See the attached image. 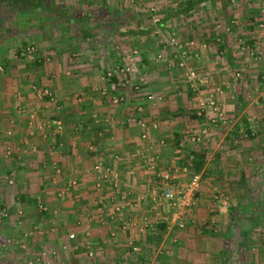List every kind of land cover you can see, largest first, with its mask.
I'll use <instances>...</instances> for the list:
<instances>
[{"label":"crops","instance_id":"crops-1","mask_svg":"<svg viewBox=\"0 0 264 264\" xmlns=\"http://www.w3.org/2000/svg\"><path fill=\"white\" fill-rule=\"evenodd\" d=\"M41 1L6 12L0 7V176L11 177L17 202L46 204L35 216L44 229L39 240H63L68 264H264V0H197L187 13L168 6L170 0ZM155 1L159 26L182 13L210 17L207 47L195 44L198 55L187 64L207 77L208 87H221L216 95L226 124L213 126L194 114V95L168 53L172 47L164 46L165 61L154 57L163 49L155 41L159 30L139 16ZM11 12L14 23L4 31L1 22ZM230 18L232 32L254 34L242 43L223 35ZM216 20L224 21L221 29ZM24 42L36 45L35 60L16 54ZM132 47L138 55L128 82L104 92L105 69L121 65ZM259 47L261 55L253 56ZM112 93L121 95L115 103ZM146 93L161 99L148 100ZM203 126V140H191ZM147 146L177 185L200 173L183 227L169 219L158 176L138 159ZM194 152L202 155L198 171L190 164ZM97 159L117 171L115 184L95 182ZM128 239L137 252L128 251Z\"/></svg>","mask_w":264,"mask_h":264},{"label":"built area","instance_id":"built-area-1","mask_svg":"<svg viewBox=\"0 0 264 264\" xmlns=\"http://www.w3.org/2000/svg\"><path fill=\"white\" fill-rule=\"evenodd\" d=\"M148 9L150 11L155 10V6L149 5ZM157 20H159V15L156 13L152 14V21L154 22ZM226 29H228V27H226ZM154 32L158 33L156 32V30ZM165 45L172 47L171 50L169 49L168 53L171 56L175 57L176 66L178 68L184 69V80L186 81L189 89L193 92L194 95V114L198 117H202L206 123H210L213 126L217 124H226L229 120L228 115L220 105V102L218 101L216 95V93L218 94L222 91L221 87H208V83H210V81H207V77L205 75H201L195 68L187 64L188 59L196 57L198 55V50L194 49L195 42L193 41V39H177L174 33H172L171 35H169V37H167L162 46L164 47ZM198 46L206 48L207 43L202 41ZM252 52L255 53L256 57H258L257 53H260V51L258 50L251 51V53ZM137 53V48L132 47V49L126 54V59L121 65H114L105 69L104 74L108 85L104 88V92L106 91V89H108V91H110L111 93L117 88L126 85V83L128 82L127 73H129V70L131 68L130 65L133 62V58L135 57V55H138ZM16 54L31 61L35 60L38 55L37 47L34 43H25L18 48ZM156 57L162 60L165 59L162 49L156 53ZM133 85L135 88H138L137 84ZM203 87L205 88L201 89ZM145 97L146 99L152 101H158L161 99L159 95H153L151 93H146ZM109 98L111 102L115 103L121 98V95L112 93L109 95ZM131 119L140 127H145V122L141 117L135 118L133 116ZM59 124L60 123L57 122L58 127ZM206 134L207 132L205 126H203L199 132L191 134L190 138L191 140L200 142L203 140L202 138L206 136ZM140 136L145 140L148 135L143 130ZM159 142L161 143L162 140L160 139ZM91 147L92 145H89V148ZM6 149H8V147H6ZM138 159L147 171L155 173V175L158 176L160 180V184H158L160 189L159 195L164 199L165 206L170 209L169 219L173 220L178 227H183V214L186 208L193 203L195 193L199 186L200 173L193 172L184 184L177 185V183L175 182L174 173L168 170L158 169V158L154 153L149 151L148 146L140 149L138 153ZM91 171L95 174L96 183H98L100 180H107L108 182L111 181L113 184H115L118 178L117 171H115L111 165L103 163L101 159H97L95 162H93V164L91 165ZM7 181L12 182L11 177ZM68 182L70 184H74L75 179L71 178L68 180ZM122 198L123 195H120L118 197L115 209L119 210V208L121 207L119 201ZM38 205L39 207H43L40 202ZM158 218H166L168 220L167 216H160ZM68 236L72 237L74 236V234L69 233ZM127 246L129 247L128 251L130 252H137L139 250L138 245L135 244L131 239L127 240ZM87 256L89 258L93 256V251L91 250V248H87Z\"/></svg>","mask_w":264,"mask_h":264},{"label":"rangeland","instance_id":"rangeland-1","mask_svg":"<svg viewBox=\"0 0 264 264\" xmlns=\"http://www.w3.org/2000/svg\"><path fill=\"white\" fill-rule=\"evenodd\" d=\"M181 1H168V6L172 5L173 7H179L182 5ZM157 1L152 2L150 5H154L156 8L155 10L150 11L148 9V6H145L147 8V13L144 15H140L139 17L145 19L147 16H149V19L152 20V14L158 13L159 10H157ZM158 5V4H157ZM141 7V6H140ZM144 9V8H143ZM139 11V10H138ZM141 11V10H140ZM202 13V12H201ZM11 12L6 18V16L3 18L4 20L1 22L2 24V30L5 31L4 26L5 25H13L14 23V14ZM149 14V15H148ZM12 15V17H11ZM161 16L159 15V20ZM210 17L205 16L204 14H198L195 16L188 15L185 13H182L181 15H177L174 17H164L163 25L159 26L156 23L159 22V20L154 21L152 23L155 24V27L159 30V37H155V41L159 40V47L163 45L164 41H166L167 37L174 33V35L177 37V39H186L191 38L195 42V44H200L203 40H206L205 38H209L210 36L206 34L204 31V28L207 26L206 23L209 21ZM246 20L254 19V17H243ZM231 19V18H230ZM235 19V18H234ZM244 19H239L237 24L239 25ZM138 21H141V19H138ZM216 20L214 22V25H216V28L221 29L222 23L224 21ZM232 23H235L234 20H230L229 24L225 25L228 27V29L223 28V30L227 33L228 37L236 35V41H239V43H242V39H244L242 36H246L247 34H254L253 32H240V30L237 32H232ZM236 24V23H235ZM195 25H198L197 29ZM187 29V30H186ZM191 29H193L191 31ZM262 30V29H261ZM206 35V37H205ZM260 36V35H259ZM264 37V32H262L260 38ZM209 41V40H208ZM217 40L213 38L212 41L215 43ZM25 43H33V42H24ZM212 44V43H211ZM216 45V44H214ZM162 49L159 48L158 50ZM167 47H163L164 57H167ZM255 50H261V48H255ZM155 51V49H154ZM1 52V49H0ZM251 53V51H250ZM253 56L255 54H252ZM258 56L261 55V53H257ZM154 57H156V54H154ZM256 58V57H255ZM165 61V59H164ZM177 70L179 69L176 66ZM171 71V70H169ZM179 71V70H178ZM183 73V69L180 70ZM175 73V71H173ZM264 102V99L261 103ZM254 120V118L252 119ZM251 127V126H250ZM251 130V129H250ZM253 135V134H252ZM247 137H251L248 136ZM264 147V144L262 145ZM261 147V146H260ZM2 165L0 164V172L2 173ZM4 175L0 176V264H68L66 260L63 258V240H53L51 238L50 245L49 243H44L42 239L39 240L38 236L36 234L38 231L41 233V231H44L43 226L37 225V223H41V220H38L35 216L43 215L42 211L48 210L45 203H43L40 199L36 200L31 203L32 207L25 206L21 204L20 202H17L15 198H12L15 189L11 186L13 182H8L7 180L10 178L6 177L5 175L8 173H3ZM258 199V198H257ZM14 200V202H13ZM39 202L42 204L43 207H39ZM15 203V206H13ZM43 217L42 219H45L47 217ZM33 221V222H32ZM50 227V226H49ZM48 228V227H47ZM50 232L52 231L51 228H49ZM66 232V231H65ZM65 246V245H64ZM67 248V246H65ZM52 251V252H51ZM87 260H89L87 258Z\"/></svg>","mask_w":264,"mask_h":264},{"label":"trees","instance_id":"trees-1","mask_svg":"<svg viewBox=\"0 0 264 264\" xmlns=\"http://www.w3.org/2000/svg\"><path fill=\"white\" fill-rule=\"evenodd\" d=\"M41 0H0V7H4L5 8V12L7 10L10 9H16V8H24L25 6H36L38 5V7H40L42 5ZM196 2H198L197 0H184L180 7L181 11H185V13H187V10H189L190 8H192ZM188 15L190 16V14L188 13ZM217 48H220V46H217ZM247 135L251 136L249 129H246ZM193 159H191V166L193 167V170L198 171L202 165V155H200V153L194 152L193 153Z\"/></svg>","mask_w":264,"mask_h":264}]
</instances>
